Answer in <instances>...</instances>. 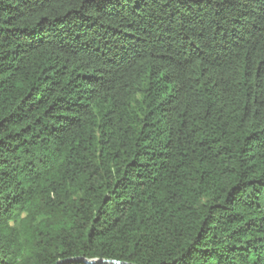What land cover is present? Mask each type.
<instances>
[{
    "label": "trees",
    "instance_id": "1",
    "mask_svg": "<svg viewBox=\"0 0 264 264\" xmlns=\"http://www.w3.org/2000/svg\"><path fill=\"white\" fill-rule=\"evenodd\" d=\"M76 259L264 264V0H0V264Z\"/></svg>",
    "mask_w": 264,
    "mask_h": 264
},
{
    "label": "water",
    "instance_id": "2",
    "mask_svg": "<svg viewBox=\"0 0 264 264\" xmlns=\"http://www.w3.org/2000/svg\"><path fill=\"white\" fill-rule=\"evenodd\" d=\"M74 261L84 262L86 264H92V263H94V264H121L119 262L112 261V260H109V261H107V260H101V261H90V262H88V261H83L81 259H76Z\"/></svg>",
    "mask_w": 264,
    "mask_h": 264
}]
</instances>
